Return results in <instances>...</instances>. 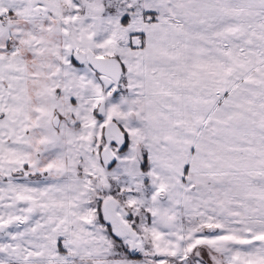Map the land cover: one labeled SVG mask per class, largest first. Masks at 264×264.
Wrapping results in <instances>:
<instances>
[{
  "label": "snow or ice",
  "instance_id": "6c2138e0",
  "mask_svg": "<svg viewBox=\"0 0 264 264\" xmlns=\"http://www.w3.org/2000/svg\"><path fill=\"white\" fill-rule=\"evenodd\" d=\"M0 264H264V0H0Z\"/></svg>",
  "mask_w": 264,
  "mask_h": 264
}]
</instances>
